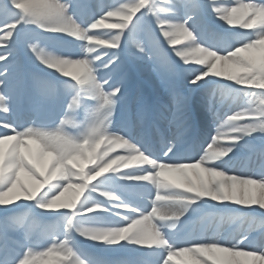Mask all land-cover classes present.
Instances as JSON below:
<instances>
[{
    "label": "snow or ice",
    "instance_id": "6c2138e0",
    "mask_svg": "<svg viewBox=\"0 0 264 264\" xmlns=\"http://www.w3.org/2000/svg\"><path fill=\"white\" fill-rule=\"evenodd\" d=\"M0 49V264H264V0H0ZM126 57L202 94L214 134L125 114ZM29 75L54 118L20 122Z\"/></svg>",
    "mask_w": 264,
    "mask_h": 264
},
{
    "label": "bare ground",
    "instance_id": "6f19581e",
    "mask_svg": "<svg viewBox=\"0 0 264 264\" xmlns=\"http://www.w3.org/2000/svg\"><path fill=\"white\" fill-rule=\"evenodd\" d=\"M118 2V0H88L92 9L97 5L111 4ZM212 24H216V21H211ZM223 23V22H219ZM238 30V29H236ZM183 45H178L182 47ZM29 54V52H28ZM20 63H23L24 58L18 55ZM129 58H125L123 67L125 87L127 88V105L125 108V114H136L142 108L149 107L151 115L165 134L173 135L179 134L177 131L184 130L185 135L193 136L195 138L194 143L203 144L208 140L210 134H214L216 125L213 123L212 118L207 113L204 104L203 95L200 93L190 91L181 77L175 78V94L172 87L168 83L162 71L157 70L153 65L148 63H136L132 64ZM39 70L40 74L47 76V70L42 69L40 66H34L29 70L34 72ZM186 92H181L182 89ZM34 104L40 108L39 116L42 120H49L54 118L56 110L50 105H41L39 103L38 93L35 85L32 83V78L29 75V81L27 87L24 89L23 99L19 104V120L20 122H28L36 119L37 112L34 110ZM177 104L181 105L182 110H177ZM234 106V105H233ZM163 109V117H157V113ZM227 107H223L222 113L226 112ZM15 122L16 117H12ZM120 122V118L117 117L116 123ZM257 151L253 155L251 161H248L249 153H246V158L241 161L243 167L257 168L260 163L259 149L261 148V142L257 140L255 142ZM195 153H193L194 155ZM130 169H126L128 171ZM71 193L66 194L65 199L71 197ZM3 217V213L0 212V218ZM253 228L250 232L259 235L264 230V219L257 217L256 222L250 226ZM91 248H88V252ZM106 259L111 261L127 262V257L131 261L135 257L127 252L119 253H106L103 252ZM129 262V261H128ZM180 260H177V264H180ZM129 264V263H128Z\"/></svg>",
    "mask_w": 264,
    "mask_h": 264
},
{
    "label": "rangeland",
    "instance_id": "374dc122",
    "mask_svg": "<svg viewBox=\"0 0 264 264\" xmlns=\"http://www.w3.org/2000/svg\"><path fill=\"white\" fill-rule=\"evenodd\" d=\"M143 11V10H142ZM137 15H139V13H137ZM31 60L33 61V63H35L36 65H38L35 61H34V59L31 57Z\"/></svg>",
    "mask_w": 264,
    "mask_h": 264
}]
</instances>
